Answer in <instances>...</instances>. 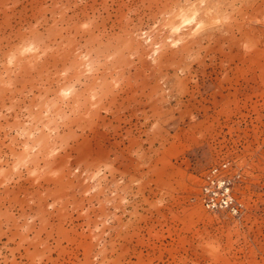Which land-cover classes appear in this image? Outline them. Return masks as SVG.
Instances as JSON below:
<instances>
[{
  "label": "rangeland",
  "instance_id": "374dc122",
  "mask_svg": "<svg viewBox=\"0 0 264 264\" xmlns=\"http://www.w3.org/2000/svg\"><path fill=\"white\" fill-rule=\"evenodd\" d=\"M0 264H264V0H0Z\"/></svg>",
  "mask_w": 264,
  "mask_h": 264
},
{
  "label": "built area",
  "instance_id": "2783aa9c",
  "mask_svg": "<svg viewBox=\"0 0 264 264\" xmlns=\"http://www.w3.org/2000/svg\"><path fill=\"white\" fill-rule=\"evenodd\" d=\"M226 171V164L208 171L200 188V202L203 208L211 212L225 210L237 214L238 208L231 193L230 180Z\"/></svg>",
  "mask_w": 264,
  "mask_h": 264
}]
</instances>
